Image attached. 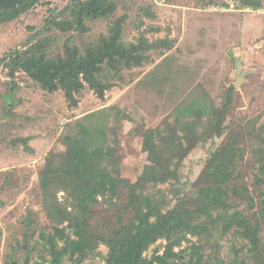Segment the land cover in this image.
I'll return each mask as SVG.
<instances>
[{"label": "rangeland", "instance_id": "1", "mask_svg": "<svg viewBox=\"0 0 264 264\" xmlns=\"http://www.w3.org/2000/svg\"><path fill=\"white\" fill-rule=\"evenodd\" d=\"M85 1L40 0L17 20L0 24V264H53L49 237L62 228L74 238L69 223L49 216L47 206L57 200L73 211V200L60 189L45 196L39 175L67 152V136L85 138L87 128L92 137L102 132L103 150L111 153L106 164L124 185L117 196L99 197L91 206L87 221L96 251L82 264H106L110 239L138 215L135 195L153 196L167 213L196 190L213 155L229 141L244 151L236 160L240 183L232 186L245 187L251 199L232 201L252 220L257 216L264 244V0H107L112 13L79 27L73 16ZM117 25L126 46L146 47L147 60L107 69L103 80L112 87L102 99L86 86L73 105L63 91L48 92L13 70L12 57L36 46L49 58L85 55ZM189 105L190 116L177 115ZM170 128L186 148L185 137L199 140L173 163L177 180L156 184L151 139L161 146L160 134ZM166 245L159 241L145 257L163 254ZM193 245L203 247L204 264H264V246L257 260L236 230L188 236L175 249L185 251L182 261H189ZM63 247L58 240V250ZM61 264L75 262L66 256Z\"/></svg>", "mask_w": 264, "mask_h": 264}, {"label": "trees", "instance_id": "2", "mask_svg": "<svg viewBox=\"0 0 264 264\" xmlns=\"http://www.w3.org/2000/svg\"><path fill=\"white\" fill-rule=\"evenodd\" d=\"M39 1L0 0V24L17 20ZM78 5L79 10L73 17L79 27L86 20L108 16L114 9L107 0H86ZM68 24V27L73 28L72 22ZM121 37V27L117 25L112 36L105 39L98 48H89L85 55L74 51L58 58H49L42 46H36L25 56L12 57L13 70L25 72L48 92L63 91L73 105L77 104L76 95L86 86L102 99L112 87L103 80L107 69L117 71L122 64L127 68L138 67L147 60L144 54L146 47L136 44L126 46ZM193 107L189 105L181 109L183 112L179 110L177 115L190 116ZM228 107L224 111L227 112ZM85 130V138L67 136V152L59 159L49 161L39 175L45 196L48 197L54 189H60L74 202L73 211L64 208L57 200L47 204L49 216L58 214L60 223H69L68 227L74 236L72 238L66 234L65 229L57 228L55 234L49 237L53 264H61L66 256L75 264H82L94 254L97 241L89 233V210L98 202L99 197L117 196L120 187L124 185L106 164V157L111 153L103 150L100 129L95 131V137L91 136V129ZM160 136L161 146L151 139V157L155 163L152 180L156 184H166L172 179L177 180L173 163L180 161L196 145L199 137L195 134L185 137L189 145L186 148L184 140L174 133L173 128ZM241 150L235 142L229 141L216 152L200 177L196 190L167 213L159 209V201L153 196L143 193L135 195L133 205L138 215L129 226L118 229L110 239L106 264H204V258L200 255L203 247L193 245L187 262L182 261L185 251L178 254L175 249L188 241V236L208 238L213 237V233L222 232L223 235L232 230H236L247 241L249 251L258 260L264 246L260 222L256 221L257 216L252 220L232 201L235 198L251 200L245 187L237 190L232 186L235 181L240 183V175L236 176V160L243 157L244 151ZM261 155L264 156V148ZM262 170L264 172V167ZM134 189L137 190L135 186ZM58 240L64 242L61 251L58 250ZM161 240L167 242L165 252L160 254L156 251L150 259L146 258L145 254L150 248ZM218 262L215 264H226Z\"/></svg>", "mask_w": 264, "mask_h": 264}, {"label": "water", "instance_id": "3", "mask_svg": "<svg viewBox=\"0 0 264 264\" xmlns=\"http://www.w3.org/2000/svg\"><path fill=\"white\" fill-rule=\"evenodd\" d=\"M17 142H14L13 145H15Z\"/></svg>", "mask_w": 264, "mask_h": 264}]
</instances>
